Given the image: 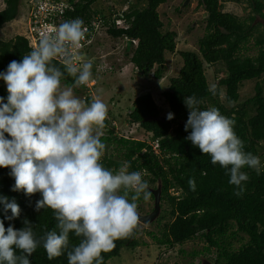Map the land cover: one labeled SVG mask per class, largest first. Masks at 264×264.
Returning <instances> with one entry per match:
<instances>
[{
  "label": "trees",
  "instance_id": "16d2710c",
  "mask_svg": "<svg viewBox=\"0 0 264 264\" xmlns=\"http://www.w3.org/2000/svg\"><path fill=\"white\" fill-rule=\"evenodd\" d=\"M72 10L65 12L66 17L88 20L91 5L96 0H69ZM166 0H146L143 6L128 7L123 14L127 28L108 25L104 22L106 32L114 37H125L136 40L131 50L130 62L139 74L147 75L152 70L155 79L162 77L165 53H173L176 46L174 31L162 32V22L157 8ZM246 1L250 8L247 17L241 18L222 11V2L241 3ZM20 0H4V8L0 10V27L18 14ZM206 14L205 33L198 40V52H178L182 64L177 76L170 79L168 90L161 93L167 104V113L172 112L174 118L168 123L146 120L157 117L160 108L149 93L137 96L127 120L137 124L148 134L150 141L134 140L118 137L113 131L102 136V141H113L122 150L120 161L112 159V155H104L101 162L104 167L116 171L124 161L129 163V171H140L148 183H157L160 189L159 200L169 206L170 220L163 224L161 234L156 237L148 233L158 245L172 248L175 244H183L195 237L202 239L204 247L193 251L192 258L199 254L214 252V264H264V33L255 37L258 52L254 57L242 55L240 52L260 26L254 24L255 16L264 21L262 0H199ZM28 40L17 35L8 41L0 40V71H4L11 60H20L32 50ZM126 49V48H125ZM221 62L226 76L216 82V92L209 89L203 65ZM61 67L63 64L53 60ZM75 77L65 74L64 85L73 87ZM254 94L238 104V89L242 82L254 80ZM0 81V96H7L6 87ZM80 85L76 88H83ZM224 91V101L230 103L225 107L218 100V89ZM195 95L199 100L200 109L216 107L220 113L235 121L234 131L243 141L244 151L251 152L260 159V172L245 166L242 171L248 175L243 182V192L228 183L229 177L217 163L212 164L207 154L193 146L186 139L190 129L185 131L184 125L188 109L183 100L185 96ZM91 98H85L86 104ZM252 110V114L248 112ZM7 136V134H5ZM117 136V137H116ZM157 141V152L151 148L150 142ZM195 181V190H190L188 180ZM13 178L9 169L0 168V195L15 199L20 207V215L12 221H4L5 228L9 223L19 229L27 219L33 226L39 239L49 230H54L56 221L53 210L49 208L34 211V205L40 198L39 193L25 196L23 191H12ZM156 187V188H157ZM155 188V189H156ZM154 190H150L151 192ZM178 192L175 194L174 192ZM131 195V193H130ZM151 198L153 199V193ZM141 200H138L139 203ZM162 214L156 219L159 222ZM11 214L10 212L8 213ZM0 219L3 215L0 214ZM139 228L127 238L115 241V248L110 252L101 253L103 264L119 255L123 247L134 248ZM246 240L236 249L235 239ZM71 245L78 244L79 238L70 233ZM31 264H68L66 254L49 259L42 245L29 257Z\"/></svg>",
  "mask_w": 264,
  "mask_h": 264
},
{
  "label": "clouds",
  "instance_id": "9594fccd",
  "mask_svg": "<svg viewBox=\"0 0 264 264\" xmlns=\"http://www.w3.org/2000/svg\"><path fill=\"white\" fill-rule=\"evenodd\" d=\"M84 38L80 18L64 21L53 35L42 37L0 71L7 92L0 96V168L9 169L12 191L39 193L34 211L49 208L56 221L55 229L39 239L27 219L22 228L11 223L5 228L4 221L16 219L21 210L15 199L0 195V264H31L29 257L38 245L49 259L66 254L68 264H103L101 253L110 252L116 240L137 228V201L151 199L148 181L140 171H129L127 161L116 171L101 162L107 105L99 97L86 104L73 93V87L95 82L90 60L74 63ZM57 57L63 58V71L53 63ZM65 74L75 77L73 87L61 85ZM183 102L188 109L184 129L191 130L186 139L212 164L218 163L236 195L241 194L248 180L242 169L247 166L259 174V157L244 151L235 121L218 108L200 109L195 95ZM173 118L172 112L166 114V119ZM188 185L195 190L193 179ZM70 233L79 238L78 244H70Z\"/></svg>",
  "mask_w": 264,
  "mask_h": 264
},
{
  "label": "rangeland",
  "instance_id": "374dc122",
  "mask_svg": "<svg viewBox=\"0 0 264 264\" xmlns=\"http://www.w3.org/2000/svg\"><path fill=\"white\" fill-rule=\"evenodd\" d=\"M263 12H264V0ZM146 0H96L91 8L104 15L105 19L110 16L114 9L127 10L128 7L143 6ZM222 11L232 13L241 18L249 15L250 8L246 1L241 3L222 2ZM30 0H20L17 16L4 23L0 27V40L8 41L17 35L28 39L29 46L33 49L34 39L29 38L28 28L30 23L29 14ZM112 7V8H111ZM4 8V0H0V10ZM160 20L162 22L161 31H174L176 33L175 51L165 53V62L161 65L162 77L155 79L152 71L147 75L139 74L130 62L132 46L136 45V40H130L129 50L127 49V38H114L106 32V27H100L95 30L96 35L93 38V44L86 53V60L92 62V74L94 83L87 87H73L75 96L85 102V98L92 100L99 97L107 105V118L105 127L101 130L103 135L108 136L109 130L113 131L118 137H125L134 140L150 141L148 134L138 127L137 124L128 122L127 114L131 109L133 100L142 94L149 93L152 99L160 108V115L166 117L167 104L164 102L161 93L168 90L170 79L177 76L181 67L182 60L178 54L180 51L198 52V40L205 33L206 14L199 0H166L157 8ZM254 24L260 26L253 31L252 36L241 50V54L254 57L258 52L255 46V37L259 33H264V21L255 16ZM132 45V46H131ZM82 62V63H83ZM209 89L216 92V82L218 79L226 76V70L221 62L211 65H203ZM254 80L242 82L238 89V104L250 98L254 94ZM4 87L5 84L3 83ZM62 86L64 83L61 81ZM68 87V86H66ZM218 100L225 107L229 108L230 103L224 101V91L220 87L218 90ZM86 103V102H85ZM250 110L248 114H252ZM101 136V137H102ZM116 136V137H117ZM105 144L104 155H112V159L120 161L122 150L111 141H103ZM125 162V161H124ZM149 190L157 187V183H148ZM154 200L140 201L138 203V213L143 215L149 213L153 208ZM160 209L157 217L148 224L138 223L139 233L136 236L137 245L134 248L123 247L119 255L108 260V264H202L203 260L213 263L214 252L210 254H199L192 258L193 251H200L204 247L202 239L195 237L183 244H175L172 248L158 245L157 242L148 233L159 236L163 229V224L171 219L169 216V206L164 201H160ZM164 217L156 222V219L162 214ZM242 240L235 239L233 247L236 249L246 240L241 234ZM214 264V263H213Z\"/></svg>",
  "mask_w": 264,
  "mask_h": 264
},
{
  "label": "built area",
  "instance_id": "2783aa9c",
  "mask_svg": "<svg viewBox=\"0 0 264 264\" xmlns=\"http://www.w3.org/2000/svg\"><path fill=\"white\" fill-rule=\"evenodd\" d=\"M76 2V0H74ZM30 11L27 13L30 17V23L28 28L29 38L34 39V47L37 45L38 41L48 35H53L55 33L56 27L63 23L64 21L71 20L73 18L66 17L65 12L67 10H72V5L69 0H30ZM112 8V7H111ZM125 9L112 10L110 16L105 19L104 15L98 13L96 10L91 8V15L88 20L83 21V27L85 29V38L81 41V47L75 50L74 55L79 57L78 61L74 63L80 64L83 60H86V53H88L89 49L93 44V38L96 35L95 30L100 27H105L104 22L108 25H116L119 27H123L124 29L128 27V24L124 20L123 14L125 13ZM28 40V39H27ZM90 47V48H89ZM89 48V49H88ZM54 60L63 64V58L57 57ZM88 86V85H83ZM154 152H157L158 143L157 141H153L149 143ZM178 194V192H174Z\"/></svg>",
  "mask_w": 264,
  "mask_h": 264
},
{
  "label": "water",
  "instance_id": "95a60500",
  "mask_svg": "<svg viewBox=\"0 0 264 264\" xmlns=\"http://www.w3.org/2000/svg\"><path fill=\"white\" fill-rule=\"evenodd\" d=\"M130 44V40L127 41V50ZM146 120H156V121H162V122H166L168 123L170 120L166 119V117H162V116H157V117H147ZM153 193V200H154V204H153V208L149 213L143 214V215H139L140 216V223L142 224H148L151 221H153L158 213H159V209H160V200H159V195H160V189L159 187H157L156 189H154L152 191ZM202 264H213L210 263L207 260H203Z\"/></svg>",
  "mask_w": 264,
  "mask_h": 264
}]
</instances>
